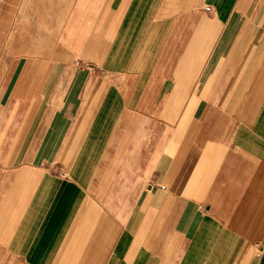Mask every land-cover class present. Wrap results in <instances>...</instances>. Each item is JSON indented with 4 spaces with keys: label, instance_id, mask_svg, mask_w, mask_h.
Here are the masks:
<instances>
[{
    "label": "crops",
    "instance_id": "1",
    "mask_svg": "<svg viewBox=\"0 0 264 264\" xmlns=\"http://www.w3.org/2000/svg\"><path fill=\"white\" fill-rule=\"evenodd\" d=\"M0 264H264V0H0Z\"/></svg>",
    "mask_w": 264,
    "mask_h": 264
},
{
    "label": "built area",
    "instance_id": "2",
    "mask_svg": "<svg viewBox=\"0 0 264 264\" xmlns=\"http://www.w3.org/2000/svg\"><path fill=\"white\" fill-rule=\"evenodd\" d=\"M204 8H205L206 10H208V11H210V10H211V7H210V5H206ZM162 187H163V185H162Z\"/></svg>",
    "mask_w": 264,
    "mask_h": 264
}]
</instances>
